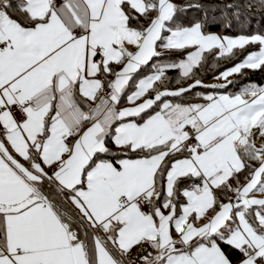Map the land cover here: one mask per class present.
<instances>
[{
    "label": "snow or ice",
    "instance_id": "obj_1",
    "mask_svg": "<svg viewBox=\"0 0 264 264\" xmlns=\"http://www.w3.org/2000/svg\"><path fill=\"white\" fill-rule=\"evenodd\" d=\"M193 7L0 0V264H264V86L227 91L264 34L179 23Z\"/></svg>",
    "mask_w": 264,
    "mask_h": 264
},
{
    "label": "trees",
    "instance_id": "obj_2",
    "mask_svg": "<svg viewBox=\"0 0 264 264\" xmlns=\"http://www.w3.org/2000/svg\"><path fill=\"white\" fill-rule=\"evenodd\" d=\"M175 2L182 6L187 4H199L203 6L201 8L193 7L188 9L186 12L181 13L178 17L179 23L187 25L200 20L204 23L206 32L218 33L221 35L236 36L239 34H264V11L257 8L255 0H175ZM230 3H237L241 5V15L239 17H237L234 12L225 9V5ZM245 4H251L252 6L250 8H244L243 5ZM257 47L258 46L256 45L248 46L244 52H238L237 57L230 60L221 59L217 61L211 56L208 57L207 65H205L203 70L200 72L202 75L198 74L199 78L202 79L205 85L216 83L215 76L219 71H223L225 67H231L234 63L238 62L239 59H242L247 51L254 50ZM217 63L219 68L213 67V65ZM145 71H147V69H145ZM176 74H178V71L176 70L168 72V76H174ZM238 80H240V82L248 81L262 84L264 83V70L252 71L244 69L242 73L238 74V77L233 80L236 82L234 84H238ZM190 83H192V80ZM234 84L228 87V92H238L236 91V85L234 86ZM196 91L204 92L206 89L197 88ZM184 97L188 99L187 101L193 100L195 99V94L188 93ZM109 145L110 147H113L111 144ZM243 182L244 178L241 177V183ZM222 247H224L226 253L231 251L226 245H222ZM232 256L235 258L236 254L233 252Z\"/></svg>",
    "mask_w": 264,
    "mask_h": 264
},
{
    "label": "rangeland",
    "instance_id": "obj_3",
    "mask_svg": "<svg viewBox=\"0 0 264 264\" xmlns=\"http://www.w3.org/2000/svg\"><path fill=\"white\" fill-rule=\"evenodd\" d=\"M218 34V33H217ZM256 34H258V33H256ZM221 35V34H220ZM239 35H242V34H239ZM244 35V34H243ZM230 36V35H229ZM236 36H238V35H236ZM233 37H235V36H233ZM251 46H253V45H251ZM257 49V48H256ZM256 49H254V50H256ZM172 59H175V57L173 56V57H171ZM165 62H167V61H165ZM218 64V63H217ZM205 65H207V61H206V63L203 65V67H201L200 68V70H199V72L197 73V75L198 74H200V75H202L200 72H201V70H203V68H204V66ZM243 75V74H242ZM169 77H172V78H178V74H176V75H174V76H169ZM198 77H199V75H198ZM238 77V75H233V76H230L229 77V79L230 80H235L236 78ZM190 82H191V80H182L181 81V83H179V84H177V83H175V82H173V83H171L170 85H169V87L170 88H178V87H181V86H186L187 84H190ZM224 81H222V80H220V81H218V80H216V83H223ZM238 84H234V86L236 85V91H240L243 87H245V86H247L248 84H250V83H254V82H248V81H241L240 82V80H238V82H237ZM257 85H261V86H264V83H262V84H260V83H256ZM238 85V86H237ZM205 90V89H204ZM182 99L183 100H185L186 99V97H182ZM188 99H186L185 101H187ZM257 195H259V194H257Z\"/></svg>",
    "mask_w": 264,
    "mask_h": 264
},
{
    "label": "built area",
    "instance_id": "obj_4",
    "mask_svg": "<svg viewBox=\"0 0 264 264\" xmlns=\"http://www.w3.org/2000/svg\"><path fill=\"white\" fill-rule=\"evenodd\" d=\"M137 251H138V250L134 249V250H133V255H135Z\"/></svg>",
    "mask_w": 264,
    "mask_h": 264
},
{
    "label": "crops",
    "instance_id": "obj_5",
    "mask_svg": "<svg viewBox=\"0 0 264 264\" xmlns=\"http://www.w3.org/2000/svg\"><path fill=\"white\" fill-rule=\"evenodd\" d=\"M109 147H110V145H109Z\"/></svg>",
    "mask_w": 264,
    "mask_h": 264
}]
</instances>
